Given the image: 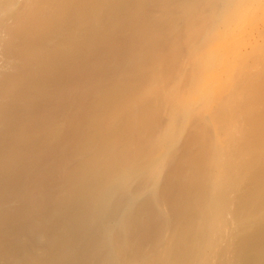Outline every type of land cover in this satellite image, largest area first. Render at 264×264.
<instances>
[{
  "label": "bare ground",
  "instance_id": "obj_1",
  "mask_svg": "<svg viewBox=\"0 0 264 264\" xmlns=\"http://www.w3.org/2000/svg\"><path fill=\"white\" fill-rule=\"evenodd\" d=\"M155 1L38 3L27 30L38 35L19 52L16 77L0 85L1 98L12 93L0 111V260L44 247L54 264H109L103 224L130 215L144 230L157 221L152 200L133 209L134 198L115 196L141 176L139 191H150L176 149L170 138L189 126L161 197L178 235L165 264H264V0ZM122 35L133 44L114 52ZM179 48L187 62L171 55ZM148 77L155 85L141 92ZM171 80L186 90L177 96Z\"/></svg>",
  "mask_w": 264,
  "mask_h": 264
},
{
  "label": "rangeland",
  "instance_id": "obj_2",
  "mask_svg": "<svg viewBox=\"0 0 264 264\" xmlns=\"http://www.w3.org/2000/svg\"><path fill=\"white\" fill-rule=\"evenodd\" d=\"M2 0H0V3L2 4V6H1V4H0V85L2 86L3 85V83L5 84L6 82H8V80H9V82H11L12 81V77H16V75H17V71H18V69L16 68V67H20L21 66V60H20V51L22 52L23 51V47H24V45H25V43H31V42H34L33 40L35 39V37L38 35L37 34V32H33V33H30V32H27V30L29 29V24L28 23H31V22H36V15L35 14H37V5H38V3L40 2V0L38 1V0H13V1H11V0H3V2H1ZM155 1V0H154ZM157 1V0H156ZM155 1V2H156ZM3 3H4V5H3ZM36 3V4H35ZM156 3H159L158 1L156 2ZM6 7V10L4 9ZM32 10V11H31ZM22 13H21V12ZM24 11V12H23ZM156 11V15H155V17H158L157 15H159L160 17H162L163 16V14H161L160 15V13L158 14L157 13V11H158V9H156L155 10ZM161 11V10H160ZM153 13H154V11H152ZM159 12V11H158ZM26 13V15H24ZM35 13V14H34ZM17 14H19V17L20 18H18V15ZM32 14V15H31ZM22 15V16H21ZM6 18H5V17ZM10 19V20H9ZM18 19V20H17ZM9 20V21H8ZM31 21V22H30ZM21 22H23V23H21ZM21 25H20V24ZM19 24V25H18ZM23 24H24V26H23ZM3 27H2V26ZM182 25L183 26H181V29L183 30L184 29V23H182ZM28 26V27H27ZM15 27V28H14ZM14 28V29H13ZM132 32V31H131ZM131 32H129V33H131ZM27 33V34H26ZM128 33V34H129ZM32 34V35H31ZM37 34V35H36ZM128 34H126V35H128ZM126 35H122V37H121V40H120V42L118 43V44H116L117 46V51H114V52H119V49L121 50V47L122 48H124L123 46L125 45V44H128V43H130L131 41L130 40H126V38H125V36ZM132 35V34H131ZM174 35H176V33H174L173 34V37H174ZM124 36V37H123ZM133 36V35H132ZM20 37H22V38H20ZM6 38V39H5ZM8 38V39H7ZM10 38V39H9ZM26 39H28V40H26ZM124 39V40H123ZM116 40V39H115ZM27 41V42H26ZM57 41V40H56ZM56 41H55V43H56ZM58 41H60V39L58 40ZM57 41V42H58ZM125 41H127V43H125ZM131 44H133V42L131 43ZM131 44H128V45H131ZM13 46H14V52H13V54L12 55H14V56H12L10 53H9V51L12 53V48H13ZM121 46V47H120ZM154 46H157V45H154ZM154 46H152V47H154ZM126 47V46H125ZM23 48V49H22ZM113 48V47H112ZM10 49V50H9ZM8 50V51H7ZM17 52H16V51ZM106 50V51H105ZM113 50V49H112ZM155 50H157V49H155ZM159 50V49H158ZM103 50L101 49L99 52H102ZM110 51V50H109ZM109 51H108V49L107 48H105L104 49V51L103 52H106V53H108V54H113V52L112 51H110L111 53H109ZM174 52H172L171 53V55H174L175 53L177 54V55H179L180 56V54H182V50H181V48H179L178 49V51L177 50H173ZM179 51H181V52H179ZM186 51V49L184 50V53L182 54V56L180 57V59H181V61H184V62H187V58H189V57H187V52H185ZM156 52H158V51H156ZM160 52V51H159ZM9 53V54H8ZM98 54H100V53H98ZM97 56V55H96ZM189 56V55H188ZM159 54L156 56V58L157 59H159ZM93 58H94V61L96 60L95 58V56L93 55L92 56V61H93ZM185 58H186V60H185ZM91 59V58H90ZM8 62V63H7ZM7 68V69H6ZM17 69V70H16ZM135 70V69H134ZM134 70L132 69V70H130L131 71V73H132V71L134 72ZM188 70H190V68H188ZM16 72V73H15ZM7 74V75H6ZM16 74V75H15ZM70 74V73H69ZM8 77V78H7ZM147 77V76H146ZM7 78V79H6ZM11 78V79H10ZM105 79V78H104ZM104 79H103V81H104ZM148 79V80H147ZM146 79V81L144 82V84L142 85V90H141V92H144V90H146L145 92H150L151 90H152V88H153V86L155 85L154 83H153V78H147ZM5 81V82H4ZM67 82L68 83H70V84H66L65 86H66V89L67 90H69V88H70V86L71 85H73L74 86V88H75V86H76V84H75V82L74 83H71V82H73L72 81V79L70 80V82H69V79L67 80ZM66 82V83H67ZM173 82V83H172ZM151 83H153V84H151ZM169 83H172V84H169ZM146 84H149V86L148 85H146ZM174 84V89H178L177 87H176V85H175V83H174V81L173 80H171V81H169L168 82V85L169 86H172ZM181 85V86H180ZM179 85V91H178V95L177 96H179V95H181L185 90H186V87H187V84H186V81H183L181 84ZM97 86V85H96ZM147 86V87H146ZM184 86H186V87H184ZM144 87H146L145 89H144ZM176 87V88H175ZM72 88V87H71ZM70 88V90H73V89H71ZM183 89H184V91H183ZM11 91V90H10ZM9 94H10V96H11V92H9V91H7V93L4 95V97L3 98H1L0 97V111L2 110V107H3V105L4 104H6V103H4V102H7L8 101V98H7V96H9ZM9 96V97H10ZM6 99V100H5ZM69 102L70 101H72V98L70 99V100H68ZM2 102V103H1ZM65 104V103H64ZM61 106H63V104H60ZM59 105V107L60 108H62L61 106ZM67 105V104H66ZM69 105H70V103H69ZM52 106V105H51ZM50 106V107H51ZM51 108H52V110H51ZM50 108V111L51 112H53L52 114L54 115V110L55 109H53V107H51ZM70 108H71V105H70ZM63 109V108H62ZM168 109V108H167ZM166 109V110H167ZM28 111H30V110H28ZM50 111H48V115H46V117H48L49 116V112ZM162 111V110H161ZM165 112V111H164ZM29 113V112H28ZM30 113H31V115H33V112L32 111H30ZM51 114V113H50ZM27 115H29L28 117H30V114H27ZM164 116V117H163ZM168 116H169V113H168V111H166L165 113H163L162 114V116H161V120L159 119V121H161L160 123H159V121H158V124H160V125H156V128L159 126L160 127V130L158 131L160 134H164L166 131H165V129L167 128L166 127V124H167V122L169 121L168 119ZM78 121V120H77ZM158 130V128L155 130V131H157ZM164 130V131H163ZM155 131H153V133H152V130L150 129L149 130V132H151L150 133V136H151V134H153V135H155L156 134V132ZM155 132V133H154ZM157 132V133H158ZM158 133V134H159ZM183 134H184V136H183ZM157 135V134H156ZM190 136H191V132H190V127L189 126H187V128H185V130H184V132L182 133V135H181V137H179V138H176V137H173V138H170L171 140V142L174 140V138H175V140H179V141H177V142H174L175 143V145L177 146H175V148L176 149H174V151H173V153L170 155V157L164 162V163H159L158 164V166L155 168V172H153V175L156 177H154L155 178V180H154V178H153V183H152V187H150V191H148L149 189H147L146 190V192L145 193H147V194H145L144 192L143 193H141L140 191V187H142V185H144V183H145V180H144V176H141V177H139V178H136L135 179V181H134V179H133V181L131 180V182H132V184H134V185H132L131 184V182L129 183L128 182V186H126V187H124V189L122 190V191H120V192H118L117 194H118V196H115V201L117 200V201H119V202H126V201H130L131 199V203L133 204V198H134V200L136 201V202H138L137 203V206L135 205V204H133V209H138V208H140V205L141 204H143V202L144 203H146L147 201L149 202V201H151L152 200V203H156L155 205L154 204H152L153 205V207H154V209L155 210H153V213L155 212V218L154 219H157V221H155V220H153L152 219V221H150V224H149V226H147V225H145V228H144V225H143V228H144V230L142 229V226L141 227H139V228H136V227H134L133 225H132V222H131V220H132V217H131V219L129 218L130 217V215H128L129 217L128 218H126L127 219V221L125 222H120L119 221V223L117 222V223H115V224H113V226H109V225H112V224H108V226H107V224H106V226H101L100 227V231L99 232H101V235H103V237L105 238V242L107 243V246L106 247H101V249H102V251H103V253L105 252V250H106V254H107V257L109 256L110 258H109V260H108V263L109 264H165V262H168V261H170V260H172V257H173V254H174V251L177 249V247L176 246H178V240H177V234H176V237H174V235H175V227H174V220H173V216H172V212H171V210H170V208H169V206L167 205V203L164 201V199L163 198H161L162 197V193L164 192L163 191V189H164V187L163 186H165V184H166V182H167V177L170 175V174H172L174 171H175V169L177 168V165L182 161V157H184V155H185V151L187 150V143L189 142V139H190ZM152 137V136H151ZM144 138V137H143ZM181 138H182V140H181ZM150 140V142H154V138H153V140H152V138H150L149 139ZM157 140V139H156ZM155 140V141H156ZM142 141V142H141ZM140 142L141 143H145V141L144 140H141ZM173 142H172V144H173ZM180 143V144H179ZM178 144V145H177ZM184 148V151H182L183 149L182 148ZM180 148H181V150H180ZM178 149V150H177ZM177 150V151H176ZM140 155L138 156V157H140V156H144V153L141 155V153H139ZM182 156H181V155ZM178 155V156H177ZM142 160V159H141ZM180 161V162H179ZM143 162H144V160H143ZM167 163V164H166ZM164 164H166V165H164ZM160 165H163L162 166V170H161V168H160ZM161 170V171H160ZM159 171H160V173H162L161 175H160V177L158 176L159 175ZM164 171V172H163ZM157 172H158V174H157ZM146 175V177L148 178V176H150L148 173H145ZM147 174H148V176H147ZM151 174V173H150ZM157 174V175H156ZM144 177V178H143ZM163 178V179H162ZM166 178V179H165ZM146 179V178H145ZM141 180L144 182H141ZM163 180V181H162ZM136 181H138V182H136ZM140 181V182H139ZM155 181V182H154ZM160 181H161V185H160ZM138 183V184H137ZM141 183H143L142 185H141ZM165 183V184H164ZM140 184V185H139ZM155 184V185H154ZM157 184V185H156ZM127 185V184H126ZM132 185V186H131ZM137 185H138V187H137ZM159 185H160V187H159ZM140 186V187H139ZM128 187V188H127ZM159 187V188H158ZM127 189V191H126V189ZM129 188H131V190L129 189ZM158 188V189H157ZM153 189V190H152ZM140 190V191H139ZM145 191V190H144ZM154 191V192H153ZM149 192H152L151 193V195L149 194ZM161 195H159L158 193ZM121 193V194H120ZM116 194V195H117ZM136 194H138V195H136ZM149 194V195H148ZM156 196H154V195ZM120 195V196H119ZM154 196V197H153ZM136 198V199H135ZM152 198V199H151ZM119 199H121V200H119ZM129 199V200H128ZM163 199V200H162ZM158 200V201H157ZM122 202V203H123ZM135 202V203H136ZM140 202V203H139ZM129 204V203H128ZM131 204V205H132ZM139 204V205H138ZM136 206V207H135ZM160 210V211H159ZM158 211V212H157ZM166 211V212H165ZM162 213V214H161ZM164 215V216H163ZM165 220V221H164ZM130 222V223H129ZM127 223V224H126ZM158 223V224H157ZM169 223V224H168ZM120 224V225H119ZM157 224V225H156ZM95 225V224H94ZM119 225V226H118ZM163 225V226H162ZM166 225V226H165ZM169 225V226H168ZM229 225H230V223H229ZM228 225V226H229ZM226 227V228H228V229H230L229 227H231V226H229V227ZM119 227V229H117ZM121 227V228H120ZM103 228H104V230H103ZM225 228V229H226ZM150 229V230H149ZM167 229V230H166ZM106 230V231H105ZM169 230V231H168ZM224 230V229H223ZM227 230V229H226ZM32 231V230H31ZM167 231V232H166ZM228 232H226L227 234H226V236H227V238L228 239H230V236H232L231 234L230 235H228L229 234V232H230V230H227ZM105 232H106V234H105ZM165 234H164V233ZM31 233V232H30ZM66 234H68V236H70V234H69V232L68 231H66L65 232ZM167 234V235H166ZM106 235V236H105ZM68 236L66 235V237L68 238ZM70 238V237H69ZM226 238V237H225ZM227 238H226V240H227ZM222 239H224V238H222ZM27 240H29V238H26V235L24 236V238H22V241H24V243L27 241ZM41 241H40V244L42 245H46V243H47V240H46V238L43 236V237H41V239H40ZM69 240H71V238L69 239ZM163 240V241H162ZM165 240V241H164ZM169 240V241H168ZM225 240V241H226ZM167 241V242H166ZM224 241V240H223ZM223 241L221 240V242H222V245H224L223 247H225V245L227 244V241L225 242L224 241V244H223ZM27 243V242H26ZM105 243V244H106ZM175 243H176V245H175ZM42 245V246H43ZM78 245H80L79 247H81V244L78 242L77 244H76V246L78 247ZM41 246V247H42ZM176 247V249L174 248V247ZM107 247H108V249H110V250H108L107 249ZM131 247V248H130ZM166 247V248H165ZM174 249V251H173V249ZM40 249H44V247H42V248H40ZM40 249H37V251H33L34 253H32V256H33V254H34V256H33V258H31V257H27L26 255H22V258L20 257L21 255H19V257L21 258H19V257H17L16 256V254H15V257L16 258H19V259H14V255H11V257L9 256V258H7V257H5L3 260L1 259L0 260V264H28V262L30 261V259L31 260H34V258H38V259H46L45 257H43V256H46L47 257V259H49V258H51V256H49L48 254H46L47 252H45V250H44V252H43V250H40ZM170 249V250H169ZM114 250H116V251H114ZM166 250V252H164ZM42 251V252H41ZM108 251H111V252H109L108 253ZM172 251H173V253H172ZM117 252V253H116ZM141 252V253H140ZM26 254V253H25ZM46 254V255H45ZM164 254V255H163ZM171 254H172V257H171ZM42 255V256H41ZM157 257H155V256ZM160 255H161V257H160ZM23 256H24V258L25 257H27V261H26V258L25 259H23ZM37 256V257H36ZM104 256V255H103ZM121 256V257H120ZM162 257H163V260H162ZM29 258V259H28ZM105 258V257H104ZM159 258V259H158ZM167 260H166V259ZM37 259V260H38ZM43 259V260H44ZM47 259L45 260V262L47 261ZM52 259V258H51ZM51 259H49L46 263L47 264H49V263H52V264H54L53 262H51L52 260ZM64 260H62V263L61 264H63V261L65 262V264H66V259L65 258H63ZM170 259V260H169ZM29 260V261H28ZM36 259L34 260V264H40L41 262H40V260H38L39 261V263L38 262H36L37 261ZM112 260H113V262H112ZM159 260V261H158ZM164 260H166V261H164ZM50 261V262H49ZM155 261H157V262H155ZM162 261V262H161ZM33 261H31V263L30 264H33L32 263ZM36 262V263H35ZM102 262V261H101ZM107 262V261H106ZM104 263L103 262V264H107V263ZM160 262V263H159ZM60 263V262H59ZM70 263V262H69ZM68 263V261H67V264H69ZM198 264L197 262H196V260L195 261H189V262H187V264ZM73 264H79V262L78 261H75ZM90 264H101L100 263V261H92Z\"/></svg>",
  "mask_w": 264,
  "mask_h": 264
}]
</instances>
